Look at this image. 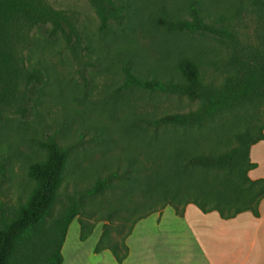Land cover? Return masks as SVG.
Here are the masks:
<instances>
[{"label":"trees","instance_id":"obj_1","mask_svg":"<svg viewBox=\"0 0 264 264\" xmlns=\"http://www.w3.org/2000/svg\"><path fill=\"white\" fill-rule=\"evenodd\" d=\"M88 1L99 34L114 38L119 82L113 102L121 105L131 93L144 92L184 98L194 107L132 109L119 117L112 111L108 121L79 137L100 148L102 160L82 148L73 152L55 135L35 140L43 155L26 167L25 195L10 212L0 210V264H62L61 249L75 219L80 242L102 223L93 252L108 251L122 264L136 224L167 207L179 218L188 205L224 221L260 216L264 178H250L257 168L250 150L264 139V37L246 44L238 24L249 7L260 12L264 26V0H240L239 12L188 0L182 13L147 0L144 6ZM78 18L75 10L56 9L48 0H0V123L6 113L22 123L36 114L47 72L38 63L27 67L25 52L59 41L77 52L86 40ZM146 27L164 38L149 43L147 51L137 44V33ZM183 39L191 41L188 47ZM207 39L222 46L224 55L197 57ZM204 65L220 79L209 78Z\"/></svg>","mask_w":264,"mask_h":264},{"label":"rangeland","instance_id":"obj_2","mask_svg":"<svg viewBox=\"0 0 264 264\" xmlns=\"http://www.w3.org/2000/svg\"><path fill=\"white\" fill-rule=\"evenodd\" d=\"M133 1L139 6H144L146 0ZM147 1L154 5L162 3L164 8L172 13H182L188 0ZM202 1L214 9L215 3L218 2L217 7L223 11H231L234 8L232 12L235 10L239 12L244 6L240 0ZM48 2L56 9L75 10L86 40L82 43V48L75 53L66 50L62 41L44 48L41 52H25L29 58L25 61V65L28 67L38 63L43 66L47 72L48 83L36 114L26 123H22L19 116L13 113H6L5 121L0 123V210H4L5 213L14 209L19 195H25L28 187L26 178L28 163L43 155L34 143L35 140H46L48 136L55 135L62 143L73 145L75 147L73 152L82 148L91 157L102 160L103 151L100 148L88 147L84 144L85 139L80 140L79 137L85 132L92 133L97 122L108 121L112 111L116 112L113 115L119 117L132 109L152 108L161 113L171 110L185 111L194 107L184 98L150 95L144 92L131 93L121 105L113 102L111 92L119 82L117 61L113 60L111 53L114 48V38L99 34L98 18L88 0H48ZM262 21L260 12L249 7L245 15L241 16L238 32L246 44L255 45L264 37ZM163 40L159 32L148 27L137 33V44L146 51L149 43L162 44ZM182 42L185 47L191 43L185 39ZM84 45L87 48L84 49ZM178 45L182 44L178 42ZM224 51L225 49L215 40L207 39L195 54L207 61L213 57L223 56ZM203 69L209 78L220 79L219 72L212 66L204 65ZM250 160L257 164V168L250 172V178H264V139L251 148ZM260 207L262 215L259 220L251 219V215L245 213L229 222L219 221L215 213L205 215L196 211L194 206L189 207L191 209L187 213L188 219L207 218L205 226L208 229L205 233H198L197 237L204 245L213 264H264V201ZM158 215L164 218V230L182 227L173 222L175 214L170 207L165 208L161 214L149 216V220ZM143 222L136 239L130 243L133 255L126 264H133V261L141 255L142 238L149 233L144 230L145 227H149L153 232L155 243L152 246L155 247L156 252L165 246V243L159 245L165 239L162 235L163 231L158 232L155 228L151 229L153 226L145 225L150 222L148 219ZM101 225L102 223L96 225L91 236L85 242H80L79 228L75 219L68 228L61 249L62 264H117L108 251L100 254L93 252L101 233ZM190 226L195 227V224L190 223Z\"/></svg>","mask_w":264,"mask_h":264},{"label":"crops","instance_id":"obj_3","mask_svg":"<svg viewBox=\"0 0 264 264\" xmlns=\"http://www.w3.org/2000/svg\"><path fill=\"white\" fill-rule=\"evenodd\" d=\"M260 205L259 218L255 219L251 216V219L253 218L254 220H259L261 218L262 213ZM189 207H191V205H188L186 207L183 218H179L177 216L174 217L173 222L178 225H182V227L180 228L164 230V218L160 215L154 217L152 220H149L150 217H148L138 222L134 227L132 234L127 239L126 244L128 246V256L122 264H126L128 261H130L133 255L132 249L130 248V243L131 241H134L136 239L138 231L143 226V221L147 219L150 222L146 223L145 225L153 226L151 227V229L155 228L158 230V232L163 231L164 234L162 235L165 237V239L164 242H161L159 245H163L162 243H165V246L160 248L156 252L155 247L152 246L153 243H155L153 241V232L150 231L149 227H145L144 230H147V232L149 233L142 238L143 244L141 249L143 251L141 252V255L135 261H133V264H213L212 260L209 258V254L207 253L206 249H204V245L202 244V242H199L197 237L198 233H205L206 229H208L205 226L207 223V218H190L192 221L191 222L187 216L188 211L191 209ZM240 217L241 216L237 217L236 219ZM217 219H219V221L224 222V220H221L220 218ZM190 223H194L195 227H191Z\"/></svg>","mask_w":264,"mask_h":264}]
</instances>
